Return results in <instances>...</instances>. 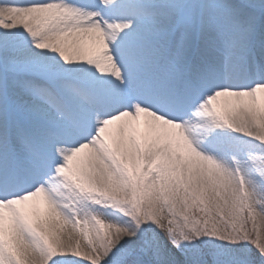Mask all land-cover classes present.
<instances>
[{
    "label": "snow or ice",
    "instance_id": "6c2138e0",
    "mask_svg": "<svg viewBox=\"0 0 264 264\" xmlns=\"http://www.w3.org/2000/svg\"><path fill=\"white\" fill-rule=\"evenodd\" d=\"M0 264H264V0H0Z\"/></svg>",
    "mask_w": 264,
    "mask_h": 264
}]
</instances>
